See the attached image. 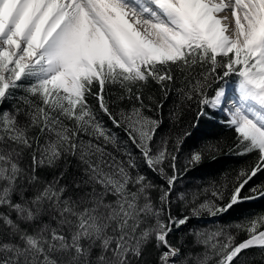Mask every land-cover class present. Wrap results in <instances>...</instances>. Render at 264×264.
Instances as JSON below:
<instances>
[{"label": "snow or ice", "instance_id": "snow-or-ice-1", "mask_svg": "<svg viewBox=\"0 0 264 264\" xmlns=\"http://www.w3.org/2000/svg\"><path fill=\"white\" fill-rule=\"evenodd\" d=\"M175 69L191 78L176 89L170 118L196 109L172 141L159 133L163 104L156 117L146 114L141 89L155 81L167 97ZM230 76L234 101L225 87L212 89ZM110 84L131 107L113 110ZM18 90L24 95L13 109L0 112V264H141L150 243L155 264H247V250H264V214L235 226L247 233L240 241L223 228L192 233L201 254L170 240L192 217L264 197V185L244 195L264 172V0H0V104ZM216 110L228 113L235 153L255 160L230 189L214 186L211 199L179 193L190 214L174 215L178 153L188 129ZM201 159L196 150L188 163ZM226 189V203L217 204Z\"/></svg>", "mask_w": 264, "mask_h": 264}, {"label": "trees", "instance_id": "trees-1", "mask_svg": "<svg viewBox=\"0 0 264 264\" xmlns=\"http://www.w3.org/2000/svg\"><path fill=\"white\" fill-rule=\"evenodd\" d=\"M201 71L197 68L192 76H195ZM175 81L169 85L170 91H168L167 97L165 92L161 90L160 86L155 81H149L141 89L144 103L152 109L148 111L145 108V112L148 115L156 117L158 115L156 105L157 103L163 104L162 118L164 123L159 130L160 134H168L172 141L175 140L178 134H181L188 128L189 121L195 115L196 105L192 104V110L187 107L181 109L182 114L180 118L173 122L170 118V111L175 109V106L179 104V97L176 89L185 87L187 80L191 77H187L185 73L180 72L178 69L174 70ZM235 76L225 78V80L213 83L212 89L223 86L226 81H236ZM95 91V89H94ZM135 91V88L133 89ZM211 91V89L209 90ZM123 90L119 85H108L105 90V97L110 102L116 101L112 104L114 111L119 108H129L134 101H129L125 98L124 101H118L117 98L123 95ZM24 95L23 90L16 92V99H9L0 104V112L13 109V106L17 104L18 98ZM89 104L97 107V102L94 96L88 97ZM97 115L106 128L116 133L121 141L127 140V135L121 128H115L111 121L99 112L97 109ZM209 118L204 117L198 128L193 131V135L188 137L183 143L177 158V167L179 169V179L176 183V195L172 197V213L174 215L190 214V210L185 206L184 201L178 199L179 193H185L187 199H192V193H199L200 202L204 199H211V191L214 186H227L230 189L232 182L235 181L241 169L247 168L255 160L254 155L240 156L235 153L234 145L236 144V135L232 128L228 127L225 121L227 118L219 110L215 111V114L211 116V120L208 123ZM85 140L89 137L85 136ZM159 140V134L157 136ZM172 143L169 144V150H172ZM109 151H114L111 146ZM199 150L202 152V159L199 163L191 165L188 163L190 154L193 151ZM115 154V153H114ZM119 155V154H117ZM170 171V169H168ZM75 167L73 159L69 158L68 173L69 179L71 174L75 173ZM148 176L157 184H163L164 181L147 169ZM258 185H264V172L258 173L244 190V195H255L251 189ZM207 189V191H205ZM227 189L225 190V199L216 201L217 204L223 205L228 199ZM154 198L158 196V193H154ZM264 214V197H257L255 199L244 200L241 203L234 205L231 209L223 214L216 216H209L207 213L201 214L199 218L192 217L187 225L181 229L174 231L170 236L172 243L176 245H182L185 253L201 254L204 249L201 245L195 243V236L192 234L196 231H214L219 228H223L226 231H230L235 236L237 241L247 238V233L236 228L237 224L244 223L247 219L257 215ZM157 252L154 244H149L144 250L141 264H155ZM247 258V264H264V250L260 248H251L245 253Z\"/></svg>", "mask_w": 264, "mask_h": 264}, {"label": "rangeland", "instance_id": "rangeland-1", "mask_svg": "<svg viewBox=\"0 0 264 264\" xmlns=\"http://www.w3.org/2000/svg\"><path fill=\"white\" fill-rule=\"evenodd\" d=\"M225 14H227V13H225ZM227 83H229V82H227ZM226 86H228L230 88V90H229L230 92L228 93V97L232 96V98L236 99V97H237V93L235 91L236 84L235 83H230V84H227ZM222 112L226 115V117H228V113L226 111H222Z\"/></svg>", "mask_w": 264, "mask_h": 264}, {"label": "bare ground", "instance_id": "bare-ground-1", "mask_svg": "<svg viewBox=\"0 0 264 264\" xmlns=\"http://www.w3.org/2000/svg\"><path fill=\"white\" fill-rule=\"evenodd\" d=\"M224 87L226 88V91H227V93H229V92H230V91H229V90H230V88H229L228 86H224ZM234 97H235V96H234ZM231 100H233V101H234L235 99H234V98H232ZM231 100H230V101H231Z\"/></svg>", "mask_w": 264, "mask_h": 264}]
</instances>
